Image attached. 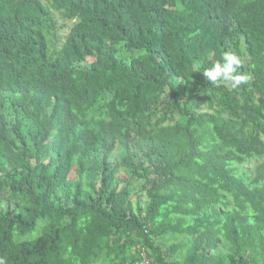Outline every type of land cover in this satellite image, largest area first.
Returning a JSON list of instances; mask_svg holds the SVG:
<instances>
[{
    "label": "trees",
    "instance_id": "16d2710c",
    "mask_svg": "<svg viewBox=\"0 0 264 264\" xmlns=\"http://www.w3.org/2000/svg\"><path fill=\"white\" fill-rule=\"evenodd\" d=\"M144 260L264 264V0H0V261Z\"/></svg>",
    "mask_w": 264,
    "mask_h": 264
},
{
    "label": "clouds",
    "instance_id": "9594fccd",
    "mask_svg": "<svg viewBox=\"0 0 264 264\" xmlns=\"http://www.w3.org/2000/svg\"><path fill=\"white\" fill-rule=\"evenodd\" d=\"M223 63L216 62L212 68L205 69L203 72L207 81L212 84L219 82H230L233 88L238 87L245 81V77L235 74L241 61L238 56L232 53H225L222 57ZM2 264V261H0Z\"/></svg>",
    "mask_w": 264,
    "mask_h": 264
},
{
    "label": "built area",
    "instance_id": "2783aa9c",
    "mask_svg": "<svg viewBox=\"0 0 264 264\" xmlns=\"http://www.w3.org/2000/svg\"><path fill=\"white\" fill-rule=\"evenodd\" d=\"M139 264H149L148 261L144 260V261H141Z\"/></svg>",
    "mask_w": 264,
    "mask_h": 264
},
{
    "label": "rangeland",
    "instance_id": "374dc122",
    "mask_svg": "<svg viewBox=\"0 0 264 264\" xmlns=\"http://www.w3.org/2000/svg\"><path fill=\"white\" fill-rule=\"evenodd\" d=\"M58 27H60V26L58 25ZM64 31H65V30H64ZM60 34H61V33H60ZM64 34H65V33H64ZM52 45H53V44H52ZM53 49L55 50L54 46H53ZM53 49H52V50H53ZM52 50H51V51H52Z\"/></svg>",
    "mask_w": 264,
    "mask_h": 264
}]
</instances>
